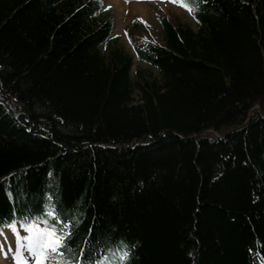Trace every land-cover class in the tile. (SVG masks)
Returning a JSON list of instances; mask_svg holds the SVG:
<instances>
[{"label": "trees", "instance_id": "1", "mask_svg": "<svg viewBox=\"0 0 264 264\" xmlns=\"http://www.w3.org/2000/svg\"><path fill=\"white\" fill-rule=\"evenodd\" d=\"M168 1L193 20L158 16L146 36L133 19L130 50L103 0H0V231L15 250L21 225L71 220L76 257L264 264V0Z\"/></svg>", "mask_w": 264, "mask_h": 264}, {"label": "snow or ice", "instance_id": "2", "mask_svg": "<svg viewBox=\"0 0 264 264\" xmlns=\"http://www.w3.org/2000/svg\"><path fill=\"white\" fill-rule=\"evenodd\" d=\"M174 2L181 3L184 7L190 6L184 3V0H174ZM47 212L48 209H45ZM52 217L60 218L61 214L53 207L49 212ZM9 227L14 232L16 231V222L13 221ZM21 227L28 229V235L23 239L27 241V251L30 254L28 258H23L21 253L22 264H108V250L103 252L93 253L89 249V257L85 258L83 251L79 257L74 256L71 248V239H74L76 229L73 228V221L67 220L62 223H56L55 220L49 221L46 225L42 226L35 220L27 222ZM19 235V233H16ZM71 238V239H70ZM119 253L121 264H125L129 257V250L113 249ZM17 264H21L18 261Z\"/></svg>", "mask_w": 264, "mask_h": 264}, {"label": "rangeland", "instance_id": "3", "mask_svg": "<svg viewBox=\"0 0 264 264\" xmlns=\"http://www.w3.org/2000/svg\"><path fill=\"white\" fill-rule=\"evenodd\" d=\"M104 3L109 5L113 11L114 32L122 35L126 45L127 36L124 33L126 28L130 26L132 19L143 21L146 29L144 34H149V30L158 26V16L165 17L172 14L174 18L178 16L181 19H191L189 11L178 5H173L168 0H104ZM6 234L9 237V233ZM5 247L4 243L0 246V264H16L12 257L7 256Z\"/></svg>", "mask_w": 264, "mask_h": 264}]
</instances>
